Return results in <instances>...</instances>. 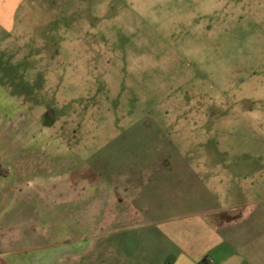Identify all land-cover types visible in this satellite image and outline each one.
I'll use <instances>...</instances> for the list:
<instances>
[{"label":"rangeland","instance_id":"obj_1","mask_svg":"<svg viewBox=\"0 0 264 264\" xmlns=\"http://www.w3.org/2000/svg\"><path fill=\"white\" fill-rule=\"evenodd\" d=\"M137 174L170 213L264 210V0H22L0 26L2 181Z\"/></svg>","mask_w":264,"mask_h":264},{"label":"crops","instance_id":"obj_2","mask_svg":"<svg viewBox=\"0 0 264 264\" xmlns=\"http://www.w3.org/2000/svg\"><path fill=\"white\" fill-rule=\"evenodd\" d=\"M21 1L0 0V26H12ZM52 147L44 153L56 160ZM150 165L137 169L172 167ZM164 180L40 177L28 186L0 177V264H264L263 209L240 217L208 207L170 213L165 202H155ZM64 215L72 224L57 225ZM28 216L34 221L23 223Z\"/></svg>","mask_w":264,"mask_h":264},{"label":"trees","instance_id":"obj_3","mask_svg":"<svg viewBox=\"0 0 264 264\" xmlns=\"http://www.w3.org/2000/svg\"><path fill=\"white\" fill-rule=\"evenodd\" d=\"M204 263V260H202L201 262H200V264H203Z\"/></svg>","mask_w":264,"mask_h":264}]
</instances>
